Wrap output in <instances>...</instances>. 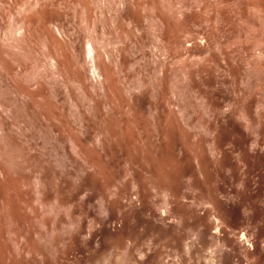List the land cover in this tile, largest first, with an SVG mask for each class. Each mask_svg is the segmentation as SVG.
Listing matches in <instances>:
<instances>
[{
	"label": "rangeland",
	"instance_id": "374dc122",
	"mask_svg": "<svg viewBox=\"0 0 264 264\" xmlns=\"http://www.w3.org/2000/svg\"><path fill=\"white\" fill-rule=\"evenodd\" d=\"M54 246L264 264V0H0V264Z\"/></svg>",
	"mask_w": 264,
	"mask_h": 264
},
{
	"label": "bare ground",
	"instance_id": "6f19581e",
	"mask_svg": "<svg viewBox=\"0 0 264 264\" xmlns=\"http://www.w3.org/2000/svg\"><path fill=\"white\" fill-rule=\"evenodd\" d=\"M213 219H214V221L216 222V227H215V229H216V231H215V233L214 234H217V235H219L220 237H223L224 235H223V230H222V225L224 224L223 222H222V220L218 217V216H213ZM228 228H229V232H230V234H235V232L237 231V227H236V225H233V224H231L230 226H228ZM224 238L225 239H223V243L224 244H228V240H227V238H226V236H224ZM239 240H240V242H243L248 248H249V250H254V244H253V242L249 239V235L246 233V231L245 230H242L241 232H240V234H239ZM228 246V245H227ZM229 247V246H228ZM55 248H56V251H55ZM230 248V247H229ZM231 252L230 253H227L226 255H227V257L228 258H230V259H236L237 258V260H235V263L234 264H240V260L238 259V257H237V255H236V253H234V251L233 250H230ZM65 251H64V249L63 248H60V247H56V246H54V247H52V248H50V251H49V258H48V264H53V261H54V259H55V257L56 256H60L61 254H63ZM254 255V254H253Z\"/></svg>",
	"mask_w": 264,
	"mask_h": 264
}]
</instances>
